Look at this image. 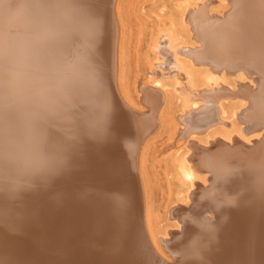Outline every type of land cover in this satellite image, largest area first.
Here are the masks:
<instances>
[{
  "label": "bare ground",
  "instance_id": "bare-ground-1",
  "mask_svg": "<svg viewBox=\"0 0 264 264\" xmlns=\"http://www.w3.org/2000/svg\"><path fill=\"white\" fill-rule=\"evenodd\" d=\"M78 1L0 0L12 39L0 40V264H27L33 245L39 264H94L89 250L106 264H263L264 134L246 135L264 129V0ZM74 27L98 36L85 51L102 45V112L75 69L74 83L19 79L41 76L44 38L60 51ZM162 60L173 71L160 74ZM89 125L94 141L81 138ZM50 148L52 166L39 161ZM168 150L182 153L176 176L198 214L164 206L154 161Z\"/></svg>",
  "mask_w": 264,
  "mask_h": 264
},
{
  "label": "rangeland",
  "instance_id": "rangeland-1",
  "mask_svg": "<svg viewBox=\"0 0 264 264\" xmlns=\"http://www.w3.org/2000/svg\"><path fill=\"white\" fill-rule=\"evenodd\" d=\"M83 1L86 2V3H84V8H86L87 10H89V7H87V6L91 7L95 3L100 2L99 0H83ZM215 1H218V0H215ZM5 5H3V6H5ZM27 6H28L27 7L28 10L33 11V4L32 3L28 4ZM231 7H232V5H230V8ZM7 8H5V9H7ZM7 10H9V9H7ZM10 10H11V8H10ZM91 12H92V10H91ZM175 12H176L175 7L169 6V7H165V9L163 11H161V14L164 15L165 17H167V16H171V14H173ZM8 16H10V11L8 13H6L4 16H0V21H1V25H0V36L1 37H0V40H1V42H5V43L12 40L10 38H8L9 39L8 40L6 35H5L6 29H5L4 25H5V22L8 18ZM46 18L47 17H43L44 20H46ZM86 18L91 19V15L88 14L86 16ZM86 23H90V22L87 21ZM86 23L84 24L83 27H85V28L86 27L87 28L92 27L91 25L93 24V22H91L89 25ZM73 29H67V28L65 29V32L67 33V36H66L67 39H66L64 45L60 48V51L51 50L50 39L48 41V38L45 37L44 38L45 41H42V45L44 46L43 47V56H42V58H40V60H42V63L44 64V71L42 72L41 76H37L35 74L33 76H31L30 75L31 73L29 75L27 73H25V74L21 75L19 77V79L24 84H27L26 89H30V88L34 89V88L39 87V85L50 84L51 80L47 77L49 74H54V73L59 74L61 76V78H59L60 80H64V82H66V83H74V82H77L76 78H75L76 75L74 73L73 74L71 73V71H72L71 69H75V72L77 73V75H80L81 77L87 79L88 83L91 84V87L89 89H87L85 92L81 93L80 98H82L86 95H88L90 98H95L98 96L101 98L103 97L102 102H101V106L98 107V105L95 104L96 107L94 108L95 113H97L96 111L102 112V111H104L103 99L106 101V98H104V94L101 92L100 89L102 88L101 83H104L102 81V75H103V79H104L107 72H106L105 67H103V63L102 64L100 63L101 66L97 70H95V65L96 64L100 65L99 62L96 61V55H98V52H99L100 48L102 47V45H100L94 51H88V49H86L87 51H85L84 49H85L87 42H88L87 38L96 39V38H98V36L94 33L93 30L90 32L88 31V33L86 35H81L79 33V30L82 29L81 27L80 28L74 27ZM164 60H162L161 65H160V69H158L159 73L162 75H166L169 72L173 71V70L168 69V67L164 66V64H165ZM162 69H163V71H162ZM94 76H97V79L94 82L90 81L88 77L92 78ZM90 82H92V83H90ZM63 84H65V83H63ZM91 94H93V95H91ZM106 103H107V101H106ZM49 104L54 106L56 110L58 108H60L61 113H64L67 111V104L60 102L59 98H54L52 102H49ZM231 105L232 104H229L228 107H230ZM79 109L80 108L77 107V111H79ZM28 117H29V114H25L22 122L26 123L27 120L29 119ZM30 117H32V116H30ZM260 123H261L260 121L255 120V121H253L252 124L259 125ZM245 126H247V124L243 125V127H245ZM249 133H252L249 136V138H251V140L254 141V140L259 139V138L255 137L256 135H258V134L260 135V133L264 134V129L263 130H261V129L255 130V131L252 130ZM36 137L38 140L39 137L37 135H36ZM81 138L86 139L87 141H94V140H96L97 137L92 132L90 125H89V128L85 132V135L81 136ZM39 139H41V138H39ZM77 140H79V139H77ZM160 141L161 140H159V141L157 140V142H158L157 146L158 147L156 146V148L152 150L153 153L156 150H158L159 148L160 149L163 148V146L160 145ZM171 141H167V143H172ZM191 146H192V144L189 143V147H191ZM99 150H100V148L98 145H92L91 148L89 149V153L91 154L92 157L95 158L97 155H99ZM53 152H54V150L52 148L50 150V152L46 156H44V158H41V160H39V161L42 163L43 162H47L49 164L51 163L50 166L57 164V162L55 161L56 155H54L55 153H53ZM181 154L182 153H180V152L175 153L172 150H168V152H166V151H165V153L163 152L159 157L157 156L156 161H154L156 171L158 173V177H159L161 184H162L160 187V190H161L162 195H165L164 196V200H165L164 206L165 207L167 206L166 209H168V210H169V208L172 209V208H176L178 206L179 207L180 206H187L185 203L190 202V201H188V198H186V196H187L186 193H187L188 187L181 184V181L178 180V178L176 176V162L181 157ZM71 155H72V158L71 157H68V158L70 159V161L73 162L72 166L74 168H77L78 166H80V164H77L79 162H76L73 159L79 155V152L73 153ZM68 158H67V160H68ZM63 159L65 160L66 158L64 157ZM89 159H91V158H89ZM35 160L36 159H34V161ZM91 164L94 167H96V164H99V159L92 161ZM86 170L88 171V168ZM159 172H161V176H160ZM84 177L87 178L86 181L88 183H90V185H93V186H91L92 188L90 190L96 191L95 189H99L97 184L95 183V181H96L95 176H84ZM162 188H164V190ZM170 229H171V231H173V233L171 234L170 237L175 236L174 232L181 231L180 228L176 229V227L174 225L169 227V230ZM29 243L28 242L25 243V244H27L26 248L29 246ZM81 247H82V249H84V246H81ZM23 250L24 251L22 253L23 254L22 256H28L27 262H26L27 264H39L37 257L35 258L36 253L37 252L39 253V250H37L34 245H33V247H30L29 249L24 248ZM86 252H87V250H86ZM76 255H78V253H76ZM78 256L79 257H77V258L82 260V257H81L82 253H79ZM95 256H96L95 253L92 250H89L87 252L86 259L88 261H90V260L94 261V264H106V259L102 263V260L97 259ZM262 258H264V254L262 255ZM95 261H97V262H95ZM51 262H53V261L49 260L47 263H44V264H53ZM172 262H174V261H172ZM116 263L120 264V262H118V261H116ZM262 263L264 264V260L262 261Z\"/></svg>",
  "mask_w": 264,
  "mask_h": 264
},
{
  "label": "water",
  "instance_id": "water-1",
  "mask_svg": "<svg viewBox=\"0 0 264 264\" xmlns=\"http://www.w3.org/2000/svg\"><path fill=\"white\" fill-rule=\"evenodd\" d=\"M76 3H78L77 5L79 6V1L78 0H76ZM0 25H1V21H0ZM1 37V36H0ZM89 78V80L90 81H95L96 79H97V76H94V77H88ZM90 83H92V82H90ZM21 87H22V85H21ZM29 99V98H28ZM59 110V109H58ZM56 111V110H55ZM75 115V114H74ZM70 116H73V114L72 115H70ZM248 133H249V131H248ZM249 135H251V134H248V135H246V136H249ZM246 171H249V170H247V169H242V170H240L239 169V173H241V172H246ZM238 171H236V172H234V173H237ZM258 170L256 171H253V173H251V174H254V175H251L252 177H250L251 178V180L253 179V178H255L256 176H258ZM246 173H248V172H246ZM230 177V176H229ZM232 178V177H231ZM248 178H249V176H248ZM86 179V178H85ZM84 179V180H85ZM237 180H239V179H237V178H235V182H237ZM251 180H248L247 179V181H251ZM247 181H246V183H247ZM236 184V183H235ZM178 210H179V212L180 211H182V212H184V213H187V214H191V215H193V214H198V212H199V209H196V208H194L193 206H191V205H188V206H184L182 209L178 206V207H176ZM181 229V228H180Z\"/></svg>",
  "mask_w": 264,
  "mask_h": 264
}]
</instances>
